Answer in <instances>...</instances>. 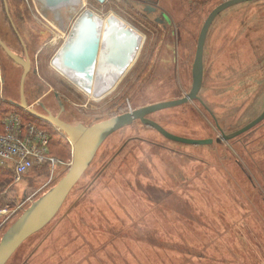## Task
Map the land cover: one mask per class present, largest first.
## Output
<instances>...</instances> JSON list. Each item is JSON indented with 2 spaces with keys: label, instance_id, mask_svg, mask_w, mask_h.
<instances>
[{
  "label": "rangeland",
  "instance_id": "rangeland-1",
  "mask_svg": "<svg viewBox=\"0 0 264 264\" xmlns=\"http://www.w3.org/2000/svg\"><path fill=\"white\" fill-rule=\"evenodd\" d=\"M17 1L25 6L36 0ZM152 1L83 0L73 11L72 6L60 10L62 23L54 12L46 15L39 6L30 7V16L39 23L33 26L57 41L67 35L62 26L71 28L87 9L101 18L116 14L144 37L133 64L101 100L70 83L49 59L45 72L54 79L51 94L59 90L66 105L62 120L92 125L190 91L199 33L211 10L225 0ZM7 27L0 11V29ZM0 70L3 99L24 110L18 105L21 70L6 59ZM58 80L69 83L61 86ZM66 88L73 93L70 101L62 95ZM27 89L32 98L33 80ZM51 94L45 101L56 113L58 102ZM198 95L200 100L149 117L172 133L212 138V144L171 141L139 120L111 134L59 214L18 248L8 264H264V121L223 141L216 126L230 134L263 112L264 0L239 3L214 20ZM31 101L35 109L38 105ZM53 154L66 163L72 160L66 150ZM69 168L59 167L54 176L43 169L18 181L14 174L9 182L2 181L0 239Z\"/></svg>",
  "mask_w": 264,
  "mask_h": 264
},
{
  "label": "water",
  "instance_id": "water-1",
  "mask_svg": "<svg viewBox=\"0 0 264 264\" xmlns=\"http://www.w3.org/2000/svg\"><path fill=\"white\" fill-rule=\"evenodd\" d=\"M97 1L104 3L107 0ZM245 1L257 0H225L217 4L208 14L198 36L192 65V87L187 94L182 98L164 100L135 108L92 125L71 124L59 116L53 115L50 111L43 114L33 108H28L29 104L24 96V82L29 67L25 65L26 72L21 80L20 104L32 116L58 127L66 135L72 145V164L58 183L33 202L3 233L0 239V264H7L18 248L55 219L73 188L76 187L90 167L100 145L111 134L139 120L142 124L152 127L171 141L200 146L214 142L212 138H190L172 133L153 118L151 119L149 115L189 101L200 100L198 94L204 80V51L210 27L224 10ZM36 2L46 15L49 11L54 12L56 19L57 11L59 14L61 9L70 5L79 7L83 0H36ZM150 8L155 11L152 7ZM163 18L170 22L167 15L164 14ZM77 21L68 35V40L55 59L58 61V64L55 65L56 68L65 76H69L81 91L87 93L91 92L92 84L96 78H106L110 83L119 81L135 61L142 43V35L133 27L117 20L105 22L103 18L88 9L78 16ZM0 44L16 62L21 63L19 57L11 52L3 42L0 41ZM263 121L264 109L259 116L240 129H236L233 133L225 134L219 124L216 126L222 134V139L230 140L250 131ZM217 141H221V139L219 138Z\"/></svg>",
  "mask_w": 264,
  "mask_h": 264
},
{
  "label": "flooded vegetation",
  "instance_id": "flooded-vegetation-1",
  "mask_svg": "<svg viewBox=\"0 0 264 264\" xmlns=\"http://www.w3.org/2000/svg\"><path fill=\"white\" fill-rule=\"evenodd\" d=\"M149 1H152V0H149ZM35 2L34 1L28 2V5L22 6L21 1L0 0V7H1L0 11L4 15V21L8 25L7 29H9V30H7L6 28L4 30L0 29V41L3 42L11 50V52H13L21 60V63L16 62L7 53L5 48L0 44V66L2 65V63H4V60L6 59L7 62H9V64L17 66L21 70L20 89H19V97H18V101L20 102L21 101V80H22L23 75L26 72L25 65H28L29 68L26 72L25 82H24V96H25L26 102L29 104L28 99H31L33 100L31 102L38 105L35 108L36 111L43 113V114H47L48 111H50L53 115L59 116L61 118L65 110V106H66L63 103L64 99L60 96L59 90L54 91V93L51 94L52 93L51 90H53L52 82L54 79L52 80L45 71H47L46 68L48 67L47 63L49 59L52 57L51 59V65H52V61L59 54L61 48L64 46L63 43L64 44L66 43L69 37L68 35L71 33L73 26L78 21L74 20L71 28L66 29L62 26L63 30L67 31V35L65 36V34H63L64 36H59L60 41H57V39L54 40L53 36H51L46 29L40 28V30H38L35 28L37 24L39 23H37V21H35L34 18L30 16L32 11L29 10L30 7L36 8V10H38L37 8L39 5L37 2L36 3ZM153 3H156V2H153ZM152 8L155 11L151 10V8H150V11H152L153 13L154 12L156 13L158 9L157 4H155ZM164 14H165L164 12H161V15L163 17H164ZM46 18L44 19L46 20ZM56 20L58 21L57 18ZM170 22H171V19H170ZM33 25L34 26L36 25V26L34 27ZM24 35L27 37V39L24 38ZM41 39L43 40V42H40ZM15 46L17 48H15ZM3 57L5 59H3ZM57 71L60 74H62L64 77H66L58 69ZM4 77H5V74H4ZM29 77H32V78H29ZM29 80H33V87L35 88L32 98L28 97L26 93L28 90L27 88H28ZM3 81H4V78H3ZM69 81L70 83L75 85L70 79ZM58 83L61 84V86L66 87L65 83L68 84L69 82L68 80H62V81L58 80ZM47 87H51V89L48 90ZM67 91L69 93L68 92H66V94L62 93V95L67 101H70L71 100L70 96L73 95V93L69 89H67ZM50 94L58 102V105H57L58 111L56 113L50 107V105H48L49 101H45V98H47L48 95Z\"/></svg>",
  "mask_w": 264,
  "mask_h": 264
},
{
  "label": "built area",
  "instance_id": "built-area-1",
  "mask_svg": "<svg viewBox=\"0 0 264 264\" xmlns=\"http://www.w3.org/2000/svg\"><path fill=\"white\" fill-rule=\"evenodd\" d=\"M0 83L1 95L3 85L1 70ZM48 127L62 133L58 127L38 120L24 110L20 112L12 109L0 114V167L11 170L16 181L33 170L46 169L50 176H54L59 167L69 168L72 164V161L66 163L51 154L52 138ZM4 212L5 210H0V215Z\"/></svg>",
  "mask_w": 264,
  "mask_h": 264
},
{
  "label": "trees",
  "instance_id": "trees-1",
  "mask_svg": "<svg viewBox=\"0 0 264 264\" xmlns=\"http://www.w3.org/2000/svg\"><path fill=\"white\" fill-rule=\"evenodd\" d=\"M12 109H16V110H19L20 112H22V110H20L18 107L15 108L14 106L12 107V105H9L8 102L5 101L0 95V114L4 111H8V110H12ZM51 138H52V141H51V151L52 152L51 153L53 154V151L55 149H57L58 151L66 150L68 153H70V160H71L72 147H70L71 145H70L68 139L64 135H62L56 131L51 132ZM53 155L56 156L55 154H53ZM56 158H57V156H56ZM242 166H243L242 167L243 172H244L245 176L247 177L248 181H250L251 185H252V183L254 184L255 179L253 178V176L251 174L248 173L247 169L244 167L245 165L242 164ZM10 177H13V172L11 170L0 167V187L1 186L5 187V185L2 181L9 182Z\"/></svg>",
  "mask_w": 264,
  "mask_h": 264
},
{
  "label": "bare ground",
  "instance_id": "bare-ground-1",
  "mask_svg": "<svg viewBox=\"0 0 264 264\" xmlns=\"http://www.w3.org/2000/svg\"><path fill=\"white\" fill-rule=\"evenodd\" d=\"M71 6V5H70ZM72 11L74 10V6H72ZM113 13V12H112ZM57 16L59 17V16H61L60 14H58V11H57ZM104 20H105V22H110V20H117V21H119V22H121V23H124V24H126V25H128L127 23H125L123 20H121L120 19V17L119 16H117L116 14H108V15H106L104 18H103ZM61 19H58V21H60ZM61 22V21H60ZM62 23V22H61ZM62 25V24H61ZM60 25V26H61ZM128 26H130V25H128ZM132 27V26H131ZM143 42H144V37H142V43H141V46H142V44H143ZM63 45H64V43H63ZM140 49H141V47H140ZM140 49H139V51H140ZM139 53V52H138ZM137 56H138V54H137ZM137 58V57H136ZM56 59V58H55ZM55 59L52 61V64L55 66V65H57L58 64V61L56 60L55 61ZM56 67V66H55ZM126 73V72H125ZM66 77H68L69 78V76H66ZM70 79V78H69ZM121 79V78H120ZM119 79V80H120ZM71 80V79H70ZM72 81V80H71ZM117 82L118 81H115L114 83H110L109 82V80L108 79H104L103 77H99L98 79L96 78L95 80H94V82H93V84H92V88H91V92L90 93H87V94H90L91 95V97H93L94 99H96V100H101V99H103V98H105L111 91H112V89L115 87V85L117 84ZM89 96V95H88ZM19 106H21V104L19 103L18 104ZM22 107V106H21ZM30 106H28V108H29ZM30 108H33L34 109V107H30ZM24 109V108H23ZM24 110H26V109H24ZM27 111V110H26ZM28 112V111H27ZM29 113V112H28ZM30 114V113H29ZM33 117H35V116H33ZM35 118H37V117H35ZM37 119H39V118H37ZM39 120H41V119H39ZM43 121V120H42ZM226 134V133H225ZM224 139H222V141H223Z\"/></svg>",
  "mask_w": 264,
  "mask_h": 264
},
{
  "label": "crops",
  "instance_id": "crops-1",
  "mask_svg": "<svg viewBox=\"0 0 264 264\" xmlns=\"http://www.w3.org/2000/svg\"><path fill=\"white\" fill-rule=\"evenodd\" d=\"M3 83H4V81H3ZM1 84V83H0Z\"/></svg>",
  "mask_w": 264,
  "mask_h": 264
}]
</instances>
